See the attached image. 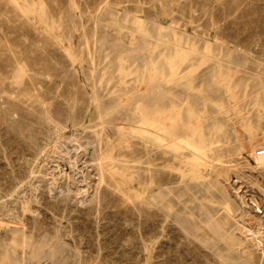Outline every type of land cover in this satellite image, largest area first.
Returning a JSON list of instances; mask_svg holds the SVG:
<instances>
[{
    "label": "rangeland",
    "instance_id": "obj_1",
    "mask_svg": "<svg viewBox=\"0 0 264 264\" xmlns=\"http://www.w3.org/2000/svg\"><path fill=\"white\" fill-rule=\"evenodd\" d=\"M157 66L212 83L222 142L153 158L131 106L101 120ZM260 147L264 0H0V264H264Z\"/></svg>",
    "mask_w": 264,
    "mask_h": 264
},
{
    "label": "bare ground",
    "instance_id": "obj_2",
    "mask_svg": "<svg viewBox=\"0 0 264 264\" xmlns=\"http://www.w3.org/2000/svg\"><path fill=\"white\" fill-rule=\"evenodd\" d=\"M119 41V40H118ZM191 49V48H190ZM194 49V48H192ZM195 50V49H194ZM199 50V49H198ZM209 50V49H208ZM181 51V50H180ZM126 52V51H125ZM196 52V51H195ZM177 53V52H176ZM181 53V52H180ZM199 53V52H198ZM113 54V53H112ZM149 54V53H148ZM178 54V53H177ZM195 54V53H194ZM172 55V54H170ZM191 55V54H190ZM193 55V54H192ZM211 56V54H209ZM199 56V55H198ZM128 59L131 61L135 62L136 56L134 53L130 51V54H128ZM156 57V56H155ZM188 57H190L188 55ZM194 57V56H193ZM192 57V58H193ZM204 57V56H203ZM209 57V56H208ZM233 57V56H232ZM196 58V57H194ZM205 58V57H204ZM214 58V57H213ZM190 59V58H189ZM198 59V58H197ZM206 59V58H205ZM211 59V58H210ZM216 59V58H215ZM231 59V58H230ZM229 59V60H230ZM207 61V59H206ZM210 61V60H209ZM208 61V63H209ZM212 61V60H211ZM233 61V60H232ZM191 62V59L190 61ZM195 62V61H194ZM237 62V61H236ZM239 62V60H238ZM218 63V62H217ZM206 64V63H205ZM210 64V63H209ZM214 64V63H213ZM231 64V63H230ZM236 64V63H235ZM200 65V64H199ZM219 65V64H217ZM232 65V64H231ZM234 65V64H233ZM198 66V64H197ZM203 66V65H202ZM207 66V65H205ZM204 66V67H205ZM230 67V65H228ZM140 67V66H139ZM201 67V66H200ZM199 67V68H200ZM225 67V66H224ZM233 67V66H232ZM120 68V67H119ZM151 68V67H150ZM190 68V67H189ZM193 68V67H192ZM235 68V66H234ZM238 68V67H237ZM198 70V69H196ZM234 70V69H233ZM235 70H237L235 68ZM234 70V71H235ZM154 75L150 76L148 73L147 75H144L141 79H137L136 82L132 87H130L128 90H123L121 93L123 95H126V99L123 100L124 102H113L111 103L109 101L108 103H103L104 105H101L99 103V116L101 120L109 121L111 122L112 116H114L117 112L120 111L122 106H131L132 111L135 112V114H138V121L137 122V129L139 131V139L143 141V144L146 146L147 152L150 151V155L153 158H157L160 155L168 156L169 151L171 146H179V147H187L193 149L194 151H201V153H206L205 151L203 152L204 149L212 147L214 144H219L222 142V140L217 136V131H218V126L216 125L217 122H213L212 118L213 116L210 114L208 110V105L212 104L215 106L214 97L213 94L215 93L214 88L212 87V83L210 82H203L199 86H194L192 84V80L188 81V84L186 88H184V92L182 91H175L171 88H166L163 85V76L164 73L160 67H156L154 70ZM239 71V70H238ZM197 72V71H196ZM232 72V71H231ZM236 72V71H235ZM120 73V72H119ZM143 73V72H142ZM175 73V72H174ZM121 74V73H120ZM142 75V74H141ZM171 75V74H170ZM190 77V76H189ZM166 78V77H165ZM164 78V79H165ZM190 79V78H189ZM205 79V78H204ZM203 79V80H204ZM186 81V80H185ZM212 81V80H211ZM195 82V81H194ZM213 82V81H212ZM97 83V82H96ZM167 83V81L165 82ZM200 83V82H199ZM136 85L141 84L143 87L140 90L136 89ZM196 84V83H194ZM228 84V83H227ZM230 84V82H229ZM228 84V85H229ZM233 86V85H229ZM225 88L226 85H225ZM243 89V88H242ZM241 89V90H242ZM245 89V88H244ZM227 90V89H226ZM234 90V89H232ZM238 90V89H237ZM231 91V90H230ZM245 91V90H243ZM226 92V91H225ZM232 92V91H231ZM230 92V93H231ZM236 92V91H235ZM234 92V93H235ZM238 93V92H237ZM245 93V92H243ZM226 94V93H225ZM229 95V94H228ZM227 95V96H228ZM234 95V94H233ZM232 95V96H233ZM249 95V94H248ZM235 96H237L235 94ZM216 97V94H215ZM238 97V96H237ZM240 97V96H239ZM242 97V96H241ZM122 98V96H121ZM236 98V97H235ZM244 98V96L242 97ZM98 99V98H97ZM116 99V98H115ZM216 99V98H215ZM221 98L218 100L220 101ZM226 99V98H225ZM233 99V98H232ZM238 99V98H237ZM121 100V99H120ZM119 101V100H118ZM222 101V100H221ZM227 101V100H226ZM229 101V100H228ZM240 101V100H239ZM100 102V101H99ZM102 102V101H101ZM235 102V99H234ZM225 103V101H224ZM229 103V102H228ZM237 103V102H236ZM231 104V103H229ZM234 105V103H233ZM96 106V105H95ZM228 106V105H227ZM216 107V106H215ZM225 107V106H224ZM230 107V106H229ZM239 107V106H238ZM220 109V107H219ZM124 110V109H123ZM134 110V111H133ZM222 110H225L226 112V107L225 109L222 108ZM238 111H241V109H237ZM127 111V110H126ZM215 112V111H214ZM211 112V113H214ZM221 112V111H220ZM228 112V111H227ZM121 114V113H120ZM119 114V115H120ZM128 114V113H127ZM218 114V113H216ZM123 115V114H122ZM220 115V114H219ZM120 117V116H119ZM124 118V115L122 116ZM250 117V116H248ZM114 118V117H113ZM121 118V117H120ZM122 118V119H123ZM220 118V117H219ZM251 118V117H250ZM137 119V118H136ZM221 119V118H220ZM249 119V118H248ZM121 120V119H120ZM127 120V119H126ZM211 120L210 122H208ZM250 120V119H249ZM248 120V121H249ZM105 121V122H107ZM132 121V120H129ZM219 121V120H218ZM243 121V120H241ZM208 122V123H207ZM101 123V122H100ZM117 123V122H116ZM119 123V122H118ZM128 123V122H127ZM212 125H211V124ZM248 123V122H247ZM125 124V123H124ZM130 124V123H129ZM209 124V125H207ZM214 124V125H213ZM218 124V123H217ZM221 124V123H220ZM250 124V123H248ZM100 125V124H99ZM102 125V124H101ZM105 125V124H104ZM211 125V126H210ZM230 125V124H229ZM243 125V124H242ZM124 126V125H122ZM222 126V125H221ZM231 126V125H230ZM109 127V126H108ZM112 127V125H111ZM116 127V125H115ZM131 129V128H130ZM220 129V128H219ZM226 129V128H225ZM230 129V127L228 128ZM133 131V130H132ZM224 131V130H223ZM226 131V130H225ZM237 131V130H236ZM230 132V131H229ZM222 133V132H221ZM103 134V133H102ZM223 134V133H222ZM221 134V135H222ZM230 134V133H229ZM210 136V137H209ZM221 137V136H220ZM236 138V137H235ZM230 141V138H227ZM237 139V138H236ZM140 141V140H139ZM225 141V139H224ZM223 141V142H224ZM228 142V141H227ZM237 142V141H236ZM230 143V142H229ZM232 143V142H231ZM227 145V144H226ZM101 146V145H100ZM224 146V145H223ZM230 145L229 147H231ZM235 146V145H234ZM233 146V147H234ZM236 147V146H235ZM215 148V147H214ZM224 148V147H223ZM229 148V149H230ZM178 149V148H177ZM218 149V148H216ZM227 149V147H225ZM236 149V148H235ZM172 150V149H171ZM176 150V149H175ZM182 150V148H181ZM207 150V149H206ZM210 150H214L213 148ZM222 150V147H221ZM220 150V152H221ZM240 150V149H239ZM188 151V152H189ZM209 151V149H208ZM216 151V150H214ZM213 151V152H214ZM218 151V150H217ZM225 151V150H224ZM255 151V147H251L249 153L252 154ZM185 152V151H184ZM183 152V153H184ZM182 153V152H181ZM199 153V152H198ZM219 153V152H218ZM38 154V153H37ZM42 154V153H41ZM191 154V153H190ZM197 154V153H196ZM200 154V153H199ZM210 154V153H208ZM228 154V153H227ZM185 155V154H184ZM218 155V154H217ZM180 156V155H179ZM190 156V155H189ZM200 156V155H199ZM207 156V155H206ZM209 156V155H208ZM207 156V157H208ZM215 156V155H214ZM213 156V157H214ZM221 156V155H220ZM255 156V155H254ZM150 157V156H149ZM201 157V156H200ZM205 157V161L206 158ZM225 157V156H224ZM230 157V156H229ZM257 157V156H256ZM163 158V157H162ZM187 159V157H185ZM184 158V160H185ZM190 158V157H189ZM202 158V157H201ZM204 158V157H203ZM203 158L201 160H203ZM252 158V157H251ZM258 158V157H257ZM141 159V158H140ZM208 159V158H207ZM211 159V158H209ZM218 160L219 158H215ZM160 158L158 159V161ZM183 160V161H184ZM191 160V158H190ZM259 160V158H258ZM157 161V162H158ZM257 161V160H256ZM264 161V160H262ZM155 162V161H154ZM187 162V161H186ZM194 162V161H193ZM197 163V161H195ZM194 162V163H195ZM217 162V161H216ZM224 162V160H223ZM226 162V161H225ZM185 163V162H183ZM190 163V162H189ZM187 163V164H189ZM192 163V162H191ZM192 163V164H194ZM200 163V162H199ZM204 163V162H203ZM218 163V162H217ZM222 163V162H221ZM262 163V162H261ZM99 164V163H98ZM152 164V163H151ZM168 164V163H167ZM170 164V163H169ZM206 164V163H205ZM212 165L211 163H209ZM206 164V165H209ZM220 164V163H219ZM228 164V163H227ZM161 165V163L159 164ZM164 165V163H163ZM191 165V164H190ZM202 165V164H201ZM99 169L102 172L103 166L100 163ZM188 166V165H187ZM257 166V165H256ZM167 167V166H166ZM180 167V166H179ZM191 167V166H190ZM169 168V167H168ZM189 168V166H188ZM196 168V167H195ZM198 168V165H197ZM120 169V168H119ZM176 169V168H175ZM46 170V169H45ZM150 170V169H149ZM148 170V171H149ZM154 170V168H153ZM189 170H191L189 168ZM201 170V169H199ZM144 171V170H143ZM146 170V172H148ZM198 172V170H196ZM151 172V171H150ZM191 172V171H189ZM194 172V171H192ZM200 172V171H199ZM158 171H156V174ZM203 173V172H202ZM143 174V172H142ZM151 174V173H149ZM195 174H197L195 172ZM170 175V174H169ZM222 175V174H221ZM43 176V175H42ZM204 176V175H203ZM203 176H201L203 178ZM167 177V176H166ZM199 177V179L201 178ZM206 177V176H204ZM102 179V177H101ZM149 179V178H148ZM151 180V179H150ZM202 180V179H201ZM204 180V179H203ZM179 182V181H178ZM204 182V181H203ZM150 183V182H149ZM215 183V182H214ZM178 184V183H177ZM142 185V184H141ZM140 185V186H141ZM218 186V185H217ZM157 187V186H156ZM165 187V186H164ZM216 187V185H215ZM186 189V188H185ZM205 191V190H204ZM220 191V189H219ZM68 192V191H67ZM180 192V191H179ZM190 192V191H189ZM237 192V191H236ZM143 193V192H141ZM184 193V192H183ZM208 193V192H207ZM140 194V193H139ZM229 194V193H228ZM144 197V196H143ZM191 197V196H190ZM222 197V196H221ZM228 198V196H227ZM229 199V198H228ZM225 199L224 208L229 212L230 209H232V205L230 204L231 202ZM239 199V198H238ZM243 199V198H242ZM152 202H156L157 199L153 196L152 197ZM30 201V200H29ZM25 203V202H24ZM168 203V202H167ZM185 203V202H184ZM155 205V204H154ZM166 205V204H165ZM171 205V204H170ZM179 205V204H178ZM246 205V204H245ZM157 206V205H156ZM28 207V206H27ZM193 207V206H192ZM174 208V207H173ZM186 208V207H185ZM149 209V208H148ZM257 209V208H256ZM171 210V209H169ZM196 210V209H195ZM168 211V210H167ZM225 211V209H224ZM231 211V210H230ZM181 212V211H180ZM211 214V213H210ZM231 215V213H230ZM234 215V214H233ZM248 215V214H247ZM183 217V216H182ZM253 218V217H252ZM215 219V218H214ZM234 219V218H233ZM226 221V220H225ZM256 221V220H255ZM229 223V222H228ZM23 224V222H22ZM21 224V225H22ZM210 224V223H207ZM7 226V225H6ZM194 227V226H193ZM208 227H211L208 225ZM18 228V227H17ZM20 229V228H18ZM27 229V227H26ZM23 229V230H26ZM227 229V228H225ZM14 230V229H13ZM17 230V229H16ZM21 230V229H20ZM182 230V229H181ZM194 231V230H193ZM222 233V232H221ZM230 233V232H229ZM244 233V232H243ZM204 234V233H203ZM30 235V234H28ZM31 236V235H30ZM29 236V238H30ZM23 237H25L23 235ZM27 237V236H26ZM201 237V236H200ZM216 237V236H215ZM51 240V239H50ZM58 240V239H57ZM46 241V240H45ZM45 241L43 242L45 245ZM54 241V240H53ZM56 241V240H55ZM61 241V240H60ZM38 242V240H37ZM52 242V241H51ZM235 242V241H234ZM239 242V241H238ZM237 242V243H238ZM61 243V242H60ZM69 243V242H68ZM260 243V242H259ZM64 244V243H63ZM66 244V243H65ZM257 244V243H256ZM1 245V244H0ZM226 245V244H225ZM52 246V245H51ZM35 247V246H34ZM61 247V246H60ZM65 247V246H64ZM3 248V247H2ZM261 248V247H260ZM60 249V248H59ZM70 249V248H69ZM146 249V248H145ZM148 249V248H147ZM36 250V249H35ZM26 251V250H25ZM58 251V250H57ZM61 251V250H60ZM223 251V250H222ZM230 251V250H229ZM236 251V249H235ZM37 252V251H36ZM24 254V253H23ZM42 255V253H40ZM37 255V253H36ZM53 255V254H52ZM26 256V254L24 255ZM31 256V255H30ZM33 256V255H32ZM35 256V255H34ZM43 256V255H42ZM49 256V255H48ZM230 256V255H229ZM44 257V256H43ZM27 258V256H26ZM25 259V257H24ZM28 259V258H27ZM41 258L38 260L40 261ZM55 259V258H54ZM23 260V259H22ZM37 260V261H38ZM43 260V259H42ZM27 260H25L26 262ZM53 261V260H52ZM52 261H50L52 263ZM20 261H18L19 263ZM30 262V261H29ZM46 262V261H45ZM44 262V263H45ZM33 264L35 262H32ZM42 263V262H41ZM40 263V264H41ZM63 263V262H62ZM24 264V263H23ZM28 264V263H27Z\"/></svg>",
    "mask_w": 264,
    "mask_h": 264
},
{
    "label": "built area",
    "instance_id": "obj_3",
    "mask_svg": "<svg viewBox=\"0 0 264 264\" xmlns=\"http://www.w3.org/2000/svg\"><path fill=\"white\" fill-rule=\"evenodd\" d=\"M257 153H258V154H264V147H260V148L257 150Z\"/></svg>",
    "mask_w": 264,
    "mask_h": 264
}]
</instances>
